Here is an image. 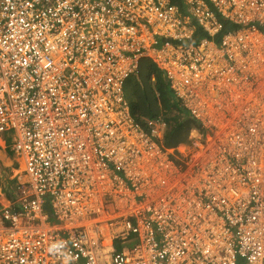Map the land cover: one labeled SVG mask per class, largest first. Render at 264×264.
Masks as SVG:
<instances>
[{
  "label": "built area",
  "instance_id": "obj_1",
  "mask_svg": "<svg viewBox=\"0 0 264 264\" xmlns=\"http://www.w3.org/2000/svg\"><path fill=\"white\" fill-rule=\"evenodd\" d=\"M185 7L0 0V264H264V0ZM145 58L198 124L173 149L125 98Z\"/></svg>",
  "mask_w": 264,
  "mask_h": 264
},
{
  "label": "trees",
  "instance_id": "obj_2",
  "mask_svg": "<svg viewBox=\"0 0 264 264\" xmlns=\"http://www.w3.org/2000/svg\"><path fill=\"white\" fill-rule=\"evenodd\" d=\"M179 1V0H175ZM142 84L133 80L132 90H127V98L131 103L132 112L140 116L155 118L161 116L166 122L163 143L170 149L188 142L191 131L198 127L197 122L179 104L174 94L164 81L163 73L150 63H144L140 73ZM155 76L156 95L151 78ZM140 121V118H138Z\"/></svg>",
  "mask_w": 264,
  "mask_h": 264
},
{
  "label": "clouds",
  "instance_id": "obj_3",
  "mask_svg": "<svg viewBox=\"0 0 264 264\" xmlns=\"http://www.w3.org/2000/svg\"><path fill=\"white\" fill-rule=\"evenodd\" d=\"M172 2H173V4L174 5H176V6H178V8L180 9V11H182V13L184 14V15H189L190 13H192V11H191V9H188V8H186L185 7V2H186V0H179V1H175V0H171ZM150 63L152 66H154V67H156L158 70H160L150 59H148V58H145V59H143L142 61H141V64H140V69H139V72L137 73V74H134V75H132L131 76V78L127 81V83H126V85H125V87H124V89H125V98H126V100H127V103L129 104V107H130V109H131V112H132V107H131V103H130V101L128 100V98H127V90H128V88H126L127 87V85L129 84V81L132 79V80H137L138 81V83H140V84H142V81H141V79H140V73L142 72V66H143V64L144 63ZM161 71V70H160ZM162 72V71H161ZM163 73V72H162ZM163 77H164V80H165V83H167V85H168V88H169V90L172 92V88H171V84L166 80V77H165V75H164V73H163ZM153 78H155V76H153L152 78H151V83H153V87L155 88V85H156V78H155V80L153 81ZM155 93H156V95L157 96H159L158 94H159V92L156 90V88H155ZM173 93V92H172ZM160 97V96H159ZM132 114H133V116H134V118L136 119V121L138 122V123H144V121L146 120V119H156L157 117H155V118H151V117H148V116H140L139 117V115L138 114H134L133 112H132ZM158 117H161V116H158ZM138 118H140V121H138ZM162 118V117H161ZM163 119V118H162ZM165 121V120H164ZM167 126V125H166ZM5 149H4V148ZM12 147H13V143H12V145L10 146V147H7L6 146V144L4 143V142H2L1 140H0V150H4V151H6L9 155H12V156H17V161H15L16 163H17V165L14 167L13 165L14 164H12L11 166H9V168H11V173L13 174V170H17V169H21V167H22V158H20L14 151H13V149H12ZM13 166V167H12ZM20 166V167H19ZM24 166V165H23ZM9 170V169H8Z\"/></svg>",
  "mask_w": 264,
  "mask_h": 264
},
{
  "label": "crops",
  "instance_id": "obj_4",
  "mask_svg": "<svg viewBox=\"0 0 264 264\" xmlns=\"http://www.w3.org/2000/svg\"><path fill=\"white\" fill-rule=\"evenodd\" d=\"M165 81V80H164ZM159 96H160V94H158ZM4 148V147H3ZM5 149V148H4ZM9 157H12V162H11V164H10V166L12 165V164H14V162L15 161H17L18 159H17V156L15 155V156H12V155H9L6 151H4V150H0V160L2 159V161H4V163H10V161H11V159L9 158ZM3 158L5 159V160H3ZM22 162H23V160H22ZM3 167L4 166H2L1 165V161H0V183L2 184V186L6 189V191H8V193L9 194H11V192L13 191V189H12V184H14V181H12V182H10V180H12L13 179V174L12 173H10L7 177H3V175H2V173H5V172H3L4 170H3ZM21 169H23V163H22V167H21ZM2 170V171H1Z\"/></svg>",
  "mask_w": 264,
  "mask_h": 264
},
{
  "label": "rangeland",
  "instance_id": "obj_5",
  "mask_svg": "<svg viewBox=\"0 0 264 264\" xmlns=\"http://www.w3.org/2000/svg\"><path fill=\"white\" fill-rule=\"evenodd\" d=\"M132 83H133V80L131 79L129 81V84L127 85L126 88L132 90ZM0 140L2 142H4L7 147H10L12 145V143H13V136H12V134H8V133L0 134ZM9 158L11 159L10 163H4V161H2V159L0 160L1 161V165L4 166L3 167V170H4L3 172H5V173H2L3 177H7L11 173V171H10L11 168H9V166H10V164H11V162H12L13 159H12V157H9ZM3 160H5V159L3 158ZM16 165H17V163L14 162V165L13 166L15 167ZM23 168H24V166H23Z\"/></svg>",
  "mask_w": 264,
  "mask_h": 264
}]
</instances>
